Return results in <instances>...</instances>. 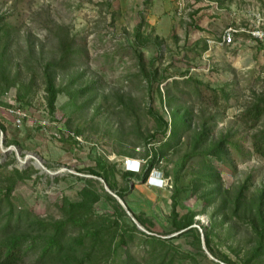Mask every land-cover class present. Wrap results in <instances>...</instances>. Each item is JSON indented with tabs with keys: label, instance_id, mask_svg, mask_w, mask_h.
Masks as SVG:
<instances>
[{
	"label": "rangeland",
	"instance_id": "1",
	"mask_svg": "<svg viewBox=\"0 0 264 264\" xmlns=\"http://www.w3.org/2000/svg\"><path fill=\"white\" fill-rule=\"evenodd\" d=\"M252 9L264 12V0H0V232L33 239L25 264H244L264 221V158L242 115L264 99V45L245 34L228 46L207 40L245 26ZM60 39L76 54L52 73L60 91L49 111L42 66L60 57ZM185 77L217 103L179 85L190 128L173 147L160 149L159 136L145 143L155 128L148 109L168 118L164 83ZM221 139L234 146L214 162L217 189L201 177V155ZM152 152L149 175L162 180L122 178L140 175ZM99 164L115 190L128 185L123 197L90 174ZM65 200L85 204L78 228ZM190 213L193 225L175 231ZM58 222L59 250L42 253Z\"/></svg>",
	"mask_w": 264,
	"mask_h": 264
},
{
	"label": "trees",
	"instance_id": "2",
	"mask_svg": "<svg viewBox=\"0 0 264 264\" xmlns=\"http://www.w3.org/2000/svg\"><path fill=\"white\" fill-rule=\"evenodd\" d=\"M150 0H145V3H148ZM138 30L140 29V25H138ZM137 30L136 36L138 40L140 37L139 31ZM146 42L147 39H144ZM59 50L60 57L57 60H51L44 63L42 66L43 72V86L45 92L46 106L49 111H53L55 107L56 97L59 93L60 89L56 85L54 75L52 73L54 71H63L69 68L70 64L67 63L72 59V56L76 54L74 50H72L71 43L65 40H59ZM66 62L64 63V61ZM155 72H152L151 76L146 75V78L149 80L148 84L151 85L153 81ZM164 80V79H163ZM191 82H194L195 85H192ZM182 85V87L192 86L194 89V93L203 98L204 100H209L211 103H217L218 95L215 91L212 93H204V89L206 86L203 85L200 81L192 79L191 77H185L181 80L172 79L171 81H167L164 83V98L166 100V105L168 107V118L165 117V113L159 114L154 112L153 109H148V114L152 117L155 123V128L153 133L149 135V138L145 140V143H152L155 140V137H161V141L159 142V148H170L176 145L180 137L183 135L185 131L190 128L192 124V112L186 107L183 103L180 102L177 96V87ZM203 87V88H202ZM221 98L224 104H226L229 100V95L225 92L221 93ZM243 122H250L251 128H254L251 134V144L254 153L264 158V99H258L253 103H249L243 109ZM247 120V121H245ZM204 125L200 127V133L197 135L196 140L206 136L208 133L204 130ZM229 146H234L233 143H229L227 139H221L218 142H211L208 145V148L205 152L202 153V172L205 174H201L202 178L207 180H212L210 184L212 186L219 187V173L217 171V167L214 162H221L228 160ZM147 154V151H146ZM156 152H152L150 154L149 159L147 160V164L144 165V169L140 175H135V173L125 170L122 173V178L126 180H139L141 182H146L148 179L149 173L153 172L155 169L156 163ZM90 174L100 177L110 189L115 190L116 186L114 185L113 179V171L111 168H107L106 165H98V170H89ZM18 174V172L16 171ZM112 178V180H111ZM200 181L202 179H199ZM198 186V185H197ZM11 187L7 188L9 191ZM129 190L128 185L120 190H115L116 194L120 197H123L125 193ZM84 194H88L86 191ZM92 200H96V197ZM241 197L238 195L235 198V206L240 203ZM233 202V203H234ZM83 202H70L65 200L62 205V209L65 210L66 218L70 222L73 227H77L80 225L81 219L83 217L82 211L84 210ZM174 215V214H173ZM194 214H187L183 219L174 222V230L179 231L183 229L190 228L193 223ZM176 218V216H175ZM63 223H56L53 228L54 231L47 236L46 243L43 245L42 253L47 249L56 248L59 250L61 246L62 239L66 236L64 229H62ZM260 228L254 226V231L256 233L255 245L250 251L247 252V258L244 261V264H263L264 261V221L259 223ZM72 227V228H73ZM5 231V230H4ZM99 229H93L92 231H86V235L94 236L98 235ZM155 239L154 237H152ZM42 239V240H44ZM156 240V239H155ZM159 240V239H157ZM208 235L206 234V243L209 245ZM33 239L29 240L25 235L20 234L19 232L6 231L0 232V264H25L28 257L29 250L33 247L32 243ZM79 242H82L80 239ZM121 243H124V240L121 238ZM162 264V262L160 263Z\"/></svg>",
	"mask_w": 264,
	"mask_h": 264
},
{
	"label": "built area",
	"instance_id": "3",
	"mask_svg": "<svg viewBox=\"0 0 264 264\" xmlns=\"http://www.w3.org/2000/svg\"><path fill=\"white\" fill-rule=\"evenodd\" d=\"M241 34H245L255 42L264 45V12L252 9L248 16V23L245 26L227 25L218 40H207L208 47L228 46L233 44L235 37Z\"/></svg>",
	"mask_w": 264,
	"mask_h": 264
},
{
	"label": "clouds",
	"instance_id": "4",
	"mask_svg": "<svg viewBox=\"0 0 264 264\" xmlns=\"http://www.w3.org/2000/svg\"><path fill=\"white\" fill-rule=\"evenodd\" d=\"M151 173H153V172H151ZM152 180V181H155V182H157L158 180H162L161 178H157V179H153V178H151V175H149L148 176V180ZM159 182V181H158Z\"/></svg>",
	"mask_w": 264,
	"mask_h": 264
},
{
	"label": "bare ground",
	"instance_id": "5",
	"mask_svg": "<svg viewBox=\"0 0 264 264\" xmlns=\"http://www.w3.org/2000/svg\"><path fill=\"white\" fill-rule=\"evenodd\" d=\"M132 165V164H131Z\"/></svg>",
	"mask_w": 264,
	"mask_h": 264
}]
</instances>
